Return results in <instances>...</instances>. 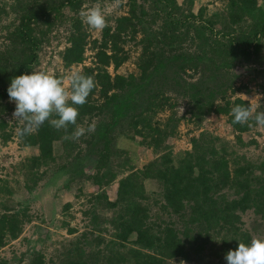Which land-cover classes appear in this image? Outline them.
<instances>
[{
  "label": "trees",
  "instance_id": "obj_1",
  "mask_svg": "<svg viewBox=\"0 0 264 264\" xmlns=\"http://www.w3.org/2000/svg\"><path fill=\"white\" fill-rule=\"evenodd\" d=\"M114 1L124 11L91 38L81 9ZM216 1L221 10L196 0H0V115L12 108V78L35 70L50 33L65 23L62 67L81 64L89 50L91 63L78 71L96 81L77 119L85 128L95 125L93 132L72 140L65 137L75 126L66 134L47 121L30 135L16 132L20 146L36 149L17 163L25 190L54 170L66 176L64 188L75 182V197L82 194L76 182L96 187L82 210L89 229L49 260L33 250L26 264H227L238 242L264 238V159L238 152L254 143L243 134L256 122L233 123L231 114L237 104L249 106L236 95L248 92L245 82L235 85L236 68L250 70L247 80L264 79V0ZM135 52L130 69L119 72ZM52 74L63 77L57 69ZM210 114L225 117L231 139L199 128ZM181 119L200 130L189 137V149L172 153L167 138L177 135ZM6 125L0 117L3 141L12 133ZM140 147L152 155L142 163ZM30 218L25 207L0 201V248ZM63 224L67 233L76 231ZM0 264L8 263L0 257Z\"/></svg>",
  "mask_w": 264,
  "mask_h": 264
},
{
  "label": "rangeland",
  "instance_id": "obj_2",
  "mask_svg": "<svg viewBox=\"0 0 264 264\" xmlns=\"http://www.w3.org/2000/svg\"><path fill=\"white\" fill-rule=\"evenodd\" d=\"M196 2L207 3L209 9H215V7L216 9H222L221 1L196 0ZM117 3L116 1L103 5L98 3H86L81 11L88 7L100 6L106 18L110 21V16L113 13L120 14L124 11V9L117 8ZM8 20V17L3 18L1 24ZM65 24L58 26L56 36H54L56 29H53L50 33V38L42 46L43 49L40 51L39 64L34 71H45L52 74L53 71L57 69L58 72L63 74L62 78L65 80V85L67 86V76L73 71H78L83 64L89 65L92 61V52L85 50V58L81 64H74L67 68L62 67L58 52L65 45ZM84 25L87 24L84 22ZM87 27L91 38L99 36V31L91 29L88 25ZM1 33L3 34L2 31H0V34ZM135 54L136 52L131 54V59L118 69L119 72L130 69L132 65L131 61ZM236 72L239 73V76L236 79L235 85L245 82L248 89V92L241 90V92L236 93V95L246 100L254 111L259 110L264 102V79L253 78L247 80L246 78H248L250 73L248 68L242 69L237 67ZM254 82H256V84H261V87L255 86ZM7 101L12 108L2 113L0 117L7 123L4 131L9 130V126H11L12 133L7 140L3 141L0 139V201L9 202L12 207L18 209L25 207L26 212L31 218L28 222H25L20 234L15 239L8 240L6 244L0 248V257L5 258L8 264H26V257H28L33 250H39L43 253L44 260L46 261L50 258H54L56 252L62 245L68 243L70 240L79 238L81 233L89 229L90 226L87 225L88 216L83 214L82 210L89 205L87 201L89 194L87 193H92V191L96 190V187L89 183V181L76 182L78 185L82 184V194L75 197L74 193L77 192L75 190V182L70 184V188H64V183L67 181L66 176L61 172L55 173L54 170L51 175L48 171L46 176L30 192L25 190L22 185V174L18 170L17 163L23 158L36 153V149L34 147H24L18 144L16 132L20 122L13 119L12 114L15 110L13 107L15 103L11 102L10 99ZM175 110L178 115L183 113L184 105L182 101L178 102ZM166 114L167 112L165 111V113H159L158 116L163 118ZM184 116L187 117V114ZM224 119V116L210 114L199 128L213 131L221 137L231 139L232 134L230 127ZM199 128H194L187 119H181L177 127V135L167 138V143L170 146L169 150L175 153L180 149H189V137L196 135L200 130ZM243 137L245 140L249 138L254 139V143L248 145L245 149L240 148L238 152L241 153L244 151L245 156L251 157L252 159H264V126H258L257 124L253 125L250 130L243 134ZM121 145L124 144L121 143L120 146ZM60 150V147L55 145V152L61 153ZM135 155L141 163L152 156L149 151L146 152L141 147L136 150ZM145 185L147 189L154 188V185L149 181H146ZM114 188L115 183L107 187V193L111 200L114 197ZM67 203L69 206L64 208V205ZM104 212V214L110 215L111 209ZM246 220H248V218H246ZM62 223H67L71 227H74L76 231L67 233L65 230L66 225H62ZM24 255L26 257H24ZM174 264L191 263L180 261Z\"/></svg>",
  "mask_w": 264,
  "mask_h": 264
},
{
  "label": "clouds",
  "instance_id": "obj_3",
  "mask_svg": "<svg viewBox=\"0 0 264 264\" xmlns=\"http://www.w3.org/2000/svg\"><path fill=\"white\" fill-rule=\"evenodd\" d=\"M83 21L93 30H103L107 26L104 11L100 6L88 7L80 13ZM68 85L45 71H31L12 78L7 89L11 102L15 103L13 119L18 120L21 136L32 134L46 121L56 130L68 133L69 125L75 130L65 138L79 140L86 133L95 130V125L87 128L77 124L79 107L96 87L94 76L73 71L67 76ZM233 123L246 124L255 120L258 126H264V111H254L251 106L237 104L231 109ZM227 264H264V238H253L250 244L238 242L235 250H229L225 256Z\"/></svg>",
  "mask_w": 264,
  "mask_h": 264
}]
</instances>
